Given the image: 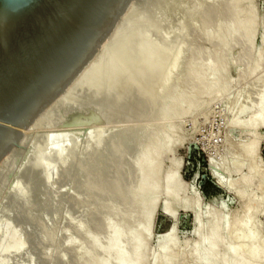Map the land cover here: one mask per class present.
<instances>
[{"label":"rangeland","instance_id":"374dc122","mask_svg":"<svg viewBox=\"0 0 264 264\" xmlns=\"http://www.w3.org/2000/svg\"><path fill=\"white\" fill-rule=\"evenodd\" d=\"M133 6L0 164V264H92L104 256L111 222L122 232L134 225L147 232L144 264H166V255L167 264H210L212 250L235 264L228 244L247 254L253 243L264 252V121L248 125L264 94V0ZM146 65L156 72L142 74L137 67ZM154 171L160 198L148 221L127 193L139 172ZM167 174L177 180L170 186L177 190L174 214L162 211ZM214 226L217 243L202 240Z\"/></svg>","mask_w":264,"mask_h":264},{"label":"water","instance_id":"95a60500","mask_svg":"<svg viewBox=\"0 0 264 264\" xmlns=\"http://www.w3.org/2000/svg\"><path fill=\"white\" fill-rule=\"evenodd\" d=\"M133 1L0 0V161L21 147L24 130L70 86ZM178 221L179 213L170 233Z\"/></svg>","mask_w":264,"mask_h":264},{"label":"bare ground","instance_id":"6f19581e","mask_svg":"<svg viewBox=\"0 0 264 264\" xmlns=\"http://www.w3.org/2000/svg\"><path fill=\"white\" fill-rule=\"evenodd\" d=\"M143 0H138V2L136 3V4H140L141 2H142ZM134 1L133 2H131V4L129 5V7H128V9L126 10V12H125V14H123L120 18H119V20L117 21V23H116V25H115V27H114V29H113V31L111 32V34L105 39V41L101 44V46L98 48V50H97V52L94 54V56H93V58L88 62V64L81 70V72L79 73V75L75 78V80L70 84V86H68L67 88H66V90L63 92V93H61L60 95H59V97H61L62 95H64V93H66V91L72 86V84L80 77V75L83 73V72H85L84 70L85 69H87V68H89L88 66L96 59V57L99 55V53L101 52V50H102V47H103V45L105 44V42L109 39V37L112 35V33L114 32V30L117 28V26H120L119 24H120V21L122 20V18L123 17H126L125 15H127V13L129 12V10H131V8H132V5H134ZM135 4V5H136ZM134 5V6H135ZM133 6V7H134ZM153 9V8H152ZM154 10V9H153ZM156 13V12H155ZM169 13V12H168ZM159 16V15H158ZM227 32V34L230 32V29L228 30V31H226ZM231 33V32H230ZM131 35V34H130ZM129 35V36H130ZM230 37V36H229ZM129 38V37H128ZM132 38H133V36H132ZM221 39H223L222 37H221ZM128 40V39H127ZM138 40V39H137ZM232 40V39H231ZM131 41V40H130ZM134 41V40H133ZM226 41H227V39H223V42L224 43H226ZM108 42V41H107ZM129 42V41H128ZM228 42H229V40H228ZM133 43V42H132ZM229 44V43H228ZM123 45H124V43H123ZM127 46V45H126ZM123 47V46H122ZM128 47V46H127ZM136 47V46H135ZM140 47V46H139ZM139 47H137V48H134V50H138L139 51ZM146 47H147V49H146V51H148L147 52V55L148 54H150V53H152V52H150L151 50H149L148 49V45H146ZM145 47V48H146ZM173 47V46H172ZM120 48V47H119ZM139 48V49H138ZM174 48V47H173ZM172 48V49H173ZM142 49H144V46H143V48ZM141 49V50H142ZM152 49V48H151ZM154 49H157V48H154ZM152 50V51H155V50ZM165 49V48H164ZM124 50V49H123ZM122 50V51H123ZM127 50V49H126ZM128 50H130L131 51V49H129L128 48ZM127 50V51H128ZM134 50H132V53H134L133 51ZM141 50L139 51V53L141 52ZM160 50V53H161V49H159ZM122 51H120V53L122 52ZM130 51L127 53L126 52V55H127V57H128V54L130 53ZM137 51V52H138ZM144 51V52H143ZM146 51H145V49L144 50H142V52H143V54L145 53L146 54ZM163 51H167V50H163ZM170 51V50H169ZM125 52V50L122 52V53H124ZM137 52H135L133 55H135L136 56V53ZM172 52V51H171ZM120 53H118L119 54V56H120ZM121 53V55H122V57H123V54ZM131 53V54H132ZM158 53H159V51H158ZM157 53V54H158ZM160 53L158 54V55H160ZM164 53V52H163ZM162 53V54H163ZM156 54V51H155V53H154V56H158V55H155ZM165 54H167L166 52H165ZM169 54V53H168ZM132 55V56H133ZM138 55H142V53L141 54H138ZM137 55V56H138ZM147 55H144L145 57L147 56ZM153 55V54H152ZM151 55V56H152ZM164 55V54H163ZM119 56H116V57H119ZM135 57V58H141V56L140 57ZM143 56V57H144ZM153 56V57H154ZM161 56V55H160ZM166 56H168V55H166ZM171 56V55H170ZM175 56V55H174ZM174 56H173V53H172V57L174 58ZM116 57L114 58V59H116ZM130 57V56H129ZM128 57V59H130L131 58V61L130 60H126L125 58V56H124V58H121V57H119V59H125V61H130V62H128V63H132V61H135V60H132V58L133 59H135L134 57H130L129 58ZM161 57H163V56H161ZM161 57H159V58H161ZM157 58V57H156ZM155 58V59H156ZM167 58V57H166ZM165 58V59H166ZM139 59H136V60H138L139 61ZM142 60L141 61H143V58H141ZM154 59V60H155ZM158 59V58H157ZM156 59V60H157ZM165 59H163V61H165ZM169 59V58H168ZM172 59V58H171ZM113 60V59H112ZM149 60H151V58H149ZM155 60V61H156ZM160 60H162V58L160 59ZM159 60V61H160ZM148 61V60H147ZM147 61H143L144 63H147ZM171 61V60H170ZM152 63H153V61H151ZM158 62V61H157ZM138 63V62H137ZM144 63H139V64H141V66H142V64L144 65ZM152 63L150 64V63H148V64H150L151 66H152ZM164 63V62H163ZM162 63V64H163ZM113 64V63H112ZM135 64L136 63H134L133 62V65L135 66ZM153 64H156L157 65V63H153ZM170 64H171V62H170ZM132 65V64H131ZM132 65V66H133ZM137 65V64H136ZM161 65V64H160ZM167 65V64H166ZM172 65V64H171ZM171 65L169 66L170 68H171ZM129 66H130V64H129ZM138 66V65H137ZM147 66H149V65H146L145 67H147ZM151 66H149V68H147V69H145V67L143 68H141V67H137V68H140L141 69V72H142V74H143V70L142 69H144L145 71L146 70H150V67ZM155 66V65H154ZM159 66V65H158ZM158 66H155V67H157L158 68ZM175 66V65H174ZM136 67V66H135ZM160 68L162 67V66H159ZM163 67H165V66H163ZM173 67V66H172ZM156 68V69H157ZM160 68H158L159 70H157V71H160ZM166 68V67H165ZM209 68V67H208ZM111 69H112V66H111ZM134 69V68H133ZM161 69H163V68H161ZM168 69V68H167ZM207 69V68H206ZM136 71H135V73L134 74H136L137 73V75L139 76V73H140V71L138 70L137 71V69H135ZM153 70V69H152ZM170 70V69H169ZM130 71V70H129ZM151 71V70H150ZM150 71H148L149 73H150ZM165 71V70H164ZM111 72V71H110ZM114 72V71H113ZM132 72V71H131ZM139 72V73H138ZM151 72H156V70L155 71H151ZM161 72H163V71H160V73ZM146 73H147V71H146ZM148 73V74H149ZM134 74H133V76H134ZM141 74V73H140ZM148 74H146L147 76H149ZM157 74V73H156ZM155 74V75H156ZM120 75V74H119ZM154 75V74H153ZM157 75H159V72H158V74ZM163 75H164V73H163ZM142 76H145V74L144 75H142ZM141 76V77H142ZM147 76H145V77H147ZM107 77H109V76H107ZM107 77H105V80H106V78ZM119 77V76H118ZM122 78H123V76H121ZM126 77V76H125ZM136 77V75L134 76V78ZM144 77V78H145ZM152 79H154L155 77H156V79H155V81H153L152 80V82L154 83H156V80H158L157 78V76H153L152 77V74H151V76H150ZM160 77H161V74H160ZM159 77V78H160ZM128 78V77H127ZM102 79H103V77H102ZM110 80V79H109ZM134 80V79H133ZM135 80H137L136 78H135ZM140 80V79H139ZM117 81H119V80H117ZM126 81H127V79H126ZM138 81V80H137ZM145 81V80H144ZM150 81H151V79H150ZM139 82V81H138ZM149 82V81H148ZM152 82H150V83H152ZM137 83V82H136ZM140 83V82H139ZM155 83H154V85H155ZM164 83V82H163ZM122 84V83H121ZM143 84V83H142ZM141 84V85H142ZM149 84V83H148ZM116 85V84H115ZM119 85V84H118ZM120 86V85H119ZM140 86V85H139ZM143 86V85H142ZM157 86V85H156ZM122 87V86H121ZM141 87V86H140ZM150 87H151V84H150ZM142 88V87H141ZM145 88V87H144ZM147 88V87H146ZM156 88V87H155ZM125 89V88H124ZM131 89H132V87H131ZM149 90H151L150 88H148ZM139 90H141V89H139ZM146 90V89H145ZM131 91V90H130ZM143 91V90H142ZM155 91V90H154ZM133 92V91H132ZM131 92V93H132ZM144 92V91H143ZM147 93L149 92V91H146ZM151 92V91H150ZM149 92V95L151 94ZM119 93V92H118ZM131 96H132V94L130 93V92H128ZM134 93V92H133ZM152 93H155V92H152ZM159 93V92H158ZM220 93V91H219V89L218 90H216L215 91V95L216 94H219ZM137 94V93H136ZM145 94V93H144ZM127 95V94H126ZM146 95V94H145ZM135 96V95H134ZM137 96V95H136ZM152 96V95H151ZM155 96V95H154ZM261 96V95H260ZM58 97V98H59ZM116 97V96H115ZM127 97V96H126ZM133 97V96H132ZM148 97V96H147ZM57 98V99H58ZM125 98V97H124ZM149 98V97H148ZM56 99V100H57ZM133 99H136V97L135 98H133ZM132 99V100H133ZM137 99H138V96H137ZM260 99V98H259ZM55 100V101H56ZM144 100V99H143ZM264 94H262V96H261V99H260V105H259V113H258V115L256 116V118H254V119H252L249 123H248V125L249 126H256V125H258V124H260L261 122H263L264 121ZM165 101V100H164ZM141 103V102H140ZM122 106V105H121ZM49 107V106H48ZM48 107H46L42 112H40L41 114L48 108ZM41 114H38L39 116L41 115ZM38 116V117H39ZM37 117V118H38ZM82 117V116H81ZM36 118V119H37ZM35 119V120H36ZM34 122V121H33ZM33 124V123H32ZM31 124V125H32ZM30 125V126H31ZM30 126H28L25 130H24V132H23V134L25 133V131L30 127ZM129 132V131H128ZM150 134V133H149ZM113 136V135H112ZM25 137V136H24ZM143 137V136H142ZM136 139V138H135ZM23 140H24V138H23ZM135 142V141H134ZM142 147V146H141ZM17 149H19V148H12L11 150H10V152L0 161V164L3 162V160L12 152V151H14V150H17ZM61 158H62V156H61ZM46 164V163H45ZM139 165V167L141 168L142 167V164L143 163H136V165ZM132 165H133V163H132ZM136 165H135V167H136ZM138 167V166H137ZM136 167V168H137ZM138 167V168H139ZM138 171H139V169H138ZM139 174H140V176H138L139 177V179H138V181H136L137 183H136V186H131L130 187V191H128V197L130 198V200H131V202H132V204H134V205H136V206H138V207H142V209H143V212H144V214H145V217H146V220L148 219V221H150L149 219H151V218H149V217H151V215H152V213H153V211L157 208V206H158V202H159V200H158V198H160L159 196L157 197V193L159 192V188H158V185H156V183H155V180H156V178H157V171H154V172H151L149 175L148 174H146V173H140L139 172ZM137 177V178H138ZM158 180H156V182H157ZM177 182V180H176V177L172 174H167L164 178H163V192H164V194H165V204H164V210L166 211V212H168V213H172V214H174L176 211H177V207H176V203H177V190L174 192V190H172V188L170 189V186L171 185H174L175 183ZM175 186V185H174ZM129 188V187H128ZM126 191V192H127ZM160 191H162V190H160ZM159 195V194H158ZM25 196V195H24ZM129 198H127V200L129 199ZM129 203H131L130 201H128ZM133 205V206H134ZM141 209V208H140ZM196 209V208H195ZM155 213V212H154ZM153 213V214H154ZM153 216V215H152ZM54 219V218H53ZM195 223H196V232H198V231H200L199 229H198V222H199V216H198V213H197V210H195ZM107 224H109V223H107ZM106 226V225H105ZM108 226V225H107ZM106 226V227H107ZM149 226V225H148ZM149 228V227H148ZM148 228H146L147 230L146 231H148L149 229ZM107 229V232H108V234H106V235H108L109 236V241L107 240V242H108V246H107V244L105 245V247L107 246L108 248H107V250L105 249L104 250V248L102 247V249H100V251L102 250V251H104L103 253H104V256H102V254H101V256L102 257H100V258H98V259H94L93 261H92V264H110L111 263V261H113L115 264H144V262H145V258H144V248H145V250L147 249L146 247H144V242L146 241V237H147V232H143V231H141L140 230V228L138 227V225H134L130 230H127V231H120V229L118 228V227H116V225H113L112 224V222H111V224L109 225V227H107L106 228ZM219 233H220V228L218 227V226H214L213 228H211L210 230H209V232H206V234L205 235H203V236H200L201 237V239L202 240H204V241H212V243H214V244H216L217 243V237H218V235H219ZM12 236V235H11ZM107 237V236H106ZM91 237H89V239H90ZM243 238V237H242ZM92 239V238H91ZM145 239V241L143 242V240ZM253 239V238H252ZM94 240V242L96 241L95 240V238L93 239ZM200 240V239H199ZM91 241V240H90ZM160 241V240H159ZM92 243H93V241H91ZM106 242V243H107ZM91 243V244H92ZM97 243V242H96ZM16 244H17V242H16ZM145 244H147V242H145ZM99 245V244H98ZM97 244H96V247L98 246ZM99 246H101V245H99ZM250 250L248 251L249 253H244V252H242V251H235V250H233V248L231 247V245L230 244H228V245H226L225 246V249H226V251L227 252H229L230 253V255L234 258V261H235V264H263V260H264V252L263 251H261L258 247H254V244L253 243H250ZM93 247H95V243H94V246ZM174 247V246H173ZM172 247V248H173ZM98 248V247H97ZM101 248V247H100ZM162 248V247H161ZM164 248V247H163ZM22 249V248H21ZM20 249V250H21ZM96 249V248H95ZM168 249V248H167ZM97 250V249H96ZM168 252V251H167ZM20 253V252H19ZM208 253V252H207ZM227 255V254H226ZM226 255L225 256H223V257H218V255L215 253V251L214 250H212L211 252H209L208 253V258H209V260H210V264H227L228 263V259H227V257H226ZM200 256V255H199ZM228 256V255H227ZM170 257V258H169ZM170 259H171V256L170 255H166L165 256V262H166V264H167V262H169L170 261ZM29 260V259H28ZM28 262V261H27ZM208 262V261H207ZM233 262V261H232ZM31 264V263H30ZM91 264V263H90ZM162 264H164V263H162ZM209 264V263H208Z\"/></svg>","mask_w":264,"mask_h":264}]
</instances>
